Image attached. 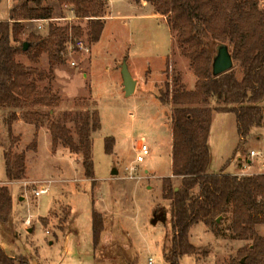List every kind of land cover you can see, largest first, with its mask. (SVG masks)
Segmentation results:
<instances>
[{
  "label": "rangeland",
  "instance_id": "obj_1",
  "mask_svg": "<svg viewBox=\"0 0 264 264\" xmlns=\"http://www.w3.org/2000/svg\"><path fill=\"white\" fill-rule=\"evenodd\" d=\"M114 1L113 14L120 10L132 16L125 20V24L119 19L108 21L104 35L95 47L88 37V18L73 17L71 10L57 7L51 22L69 28L79 25L83 35L68 41L67 49L61 55L63 61L53 67L51 79L38 80L40 89L52 84L53 90L62 98L57 105L40 107L45 113L51 112V115L41 120L45 127L46 119L61 116L64 111L85 106L94 110L97 107L102 126L93 135L95 187L92 188L91 182L84 177L82 164L78 165L73 155L69 157L65 147L53 150L48 128L38 132L37 150L26 151L25 177L9 182L3 152L10 145L6 120L12 116L14 109L0 111V184H6L14 196L12 223L9 230L0 223V240L8 242L17 233L11 252L26 255L31 264H57L64 255L61 233L67 230L71 216L70 204L76 208L74 218L83 235L82 247L78 248L85 249L88 246L91 250L92 231L88 209L96 199L99 202L97 206L94 204L95 208L105 219L96 254L100 264H128L135 256L136 264H149V257H153L154 264H166L163 250L165 247L167 250L170 245V226L162 221L151 223L154 206L168 204L162 197L161 180L172 172L171 105L162 101V95L166 92L167 83L173 84L174 72L182 75L188 89L195 86L197 77L191 67V60L183 54L173 32V36L170 33L166 15H161V18L147 16L145 14L150 13L149 8H130ZM14 2L2 0L0 19H7L9 8ZM260 8L264 11V0H261ZM23 22L25 28L20 37L24 41L31 32L40 35L48 32L49 23L39 29L34 21ZM79 37L87 41L89 52L71 48ZM164 55L169 56L159 70ZM16 59L45 72L50 70L47 53L41 54L38 62H31L22 54ZM124 61L132 71L136 65H146L152 61L147 71L150 73L152 69V78L146 84L143 82L130 95L125 94L121 83V64ZM234 68L241 77L240 60L234 59ZM24 110L17 108L15 111L18 119L13 124V134L20 138L14 147L15 152L25 150L34 138L35 125L24 121ZM212 120L209 137L211 166L217 169L221 167L222 159L231 157L240 137L232 114L216 113ZM69 126L76 136L73 124L69 123ZM106 137L115 138L111 154L105 151ZM142 139L147 142L151 152L143 162L134 163L137 145ZM252 149L264 151V126L253 129L240 155L246 159ZM255 164L258 166V163ZM132 165L137 167L133 173L130 170ZM257 170L252 168L250 171ZM114 171L118 173L112 174ZM174 183L179 184L180 179L175 177ZM41 186L48 191L36 196L34 190ZM222 221L226 229V218ZM194 226L193 242L199 245L197 247L207 249L208 254L183 256L181 264H228L231 257V254L227 255L228 250L232 245L235 247L236 243L229 239H217L211 232L204 233L203 223ZM25 227L31 230H25ZM260 233L264 235V224L260 226ZM57 234H60L58 239ZM50 241H54L53 244ZM224 258L226 261L222 262Z\"/></svg>",
  "mask_w": 264,
  "mask_h": 264
},
{
  "label": "trees",
  "instance_id": "obj_2",
  "mask_svg": "<svg viewBox=\"0 0 264 264\" xmlns=\"http://www.w3.org/2000/svg\"><path fill=\"white\" fill-rule=\"evenodd\" d=\"M49 1L15 0L8 18L0 19V111L14 109L6 120L10 145L3 152L9 182L25 177L26 151L37 150L38 132L43 126L41 120L51 115L50 111L45 113L40 107H52L62 100L52 84L40 89L38 80L51 79L53 67L63 61L61 55L67 49L68 41L83 35L79 25L69 28L49 22L46 35L31 32L25 41L22 40L23 21L53 18L54 8ZM56 1L78 18H88L90 41L100 40L108 0ZM144 1L152 3L159 14L167 16L168 25L183 54L191 60L197 77L194 88L188 89L182 75L174 72L173 84L168 82L162 95V101L171 105L172 175L161 180L162 197L168 204L154 206L151 223L162 221L170 226V245L163 250L165 262L181 264L186 255L199 257L203 253L207 256V249L197 247L190 240L192 227L204 223L216 237L244 243L229 248L228 264H264V235L259 231V226L264 224V172L239 175L225 172V168L211 172L209 145L213 103L235 105L222 108L232 110L236 115L240 139L234 158L244 149L253 129L264 126V11L260 8L261 0ZM25 42L27 48H24ZM218 42L227 43L232 48L233 59L241 61V77L234 67L213 76L211 66ZM43 53L49 57V72L16 59L22 54L31 62H38ZM17 108L25 109L24 121L35 125L32 142L21 152L14 151L20 141L13 134V124L18 119ZM46 120L53 150L62 144L71 153L81 155L84 176L90 180L92 188L95 187L93 134L102 126L97 107L94 110L89 106L67 110L61 116ZM69 123L73 124L76 136ZM114 146L115 138L106 137L105 151L113 153ZM175 177L180 179L179 184L174 183ZM12 213V193L6 184H0V223L7 230L12 223ZM223 218H226V229ZM104 228L103 214L95 208L93 201L95 255ZM225 261L224 258L222 262ZM136 262L137 256L128 264ZM0 264H31V261L23 254L10 256L0 245ZM96 264H100L98 258Z\"/></svg>",
  "mask_w": 264,
  "mask_h": 264
},
{
  "label": "crops",
  "instance_id": "obj_3",
  "mask_svg": "<svg viewBox=\"0 0 264 264\" xmlns=\"http://www.w3.org/2000/svg\"><path fill=\"white\" fill-rule=\"evenodd\" d=\"M117 1L119 2L118 4L124 3L127 7H130V8H133V7L136 8V7H139V6L140 7H143V8H149L150 9V13L145 14V15L152 16V17H157V18H161V14H159L155 10L154 6L152 4H150V2H147V1H144V0H142L140 2H138L136 0H117ZM115 2L116 1H114V0H108L107 4L105 6L106 15L103 17L104 18L105 25H104V29L102 31V35L100 37V40H101V38L104 35V32L106 30V26H107V22L108 21L119 19V20H123L124 21V24H125L126 23L125 20L128 19V18H130L132 16V15H128V14H125V13L123 14V13L120 12V10L117 13H114L113 14V9H114L113 6H114ZM48 4L51 5L54 8V12H56L57 7L60 6L59 3L56 0H50L48 2ZM8 16H9V12H8ZM1 20H3V19H1ZM169 30H170V33L172 34L171 28H169ZM172 36H173V34H172ZM100 40L98 42H100ZM98 42H95L93 46L95 47V44L98 43ZM168 56L164 55V56L161 57V59L162 60L164 59V60L160 64L159 70H161L162 67L165 65L166 59L168 58ZM118 58H121V56L118 57ZM151 62L152 61H148L146 63L147 66L145 64H142L140 66H137L136 65L135 68H134V71H132L130 69V67H128L129 70H130V72H131V74H132V76H133V78L137 82L134 92L138 90V87H140V85L143 82L146 84L148 82L149 78H152V73H151L152 69H150V73H147L148 66L151 68V64H152ZM116 63L119 64L120 63L119 60H117ZM118 64H117V67L116 68H118V66H119ZM121 83L123 84L122 79H121ZM122 86H123V91H124V85H122ZM213 105H212V107H213L212 118H213V114L215 115L216 113L221 114V115H224V114L225 115L226 114H232L234 116V125L237 128V122H236V115H235V113L232 110H225V109L223 110L222 109V108H225V107H233V106H235L234 103H231V102H216ZM212 122H213V120H212ZM28 124L31 125V123H28ZM40 129H45L46 130L47 127L42 126ZM40 129H39V131H40ZM171 138H172V130H171ZM63 147L64 146L62 144H59L57 150H61V149H63ZM236 147L234 148L231 157H229L228 159H222L223 162L220 163V164H222L221 167H219V168L216 169L213 166H211V164H210V171L211 172H219L221 169L225 168V172L235 173V174H239V175H242V174H254V173L264 172V166H263V163H264V155H260V156H252L251 155V151L252 150H254V151H261L264 154V151L263 150H261V149L260 150L259 149H252V150H250L249 157H247L246 158L247 161H245L244 157L242 155H240V153H238L235 158L233 157ZM66 149L69 151L68 148H66ZM67 150H65V151H67ZM68 151H67V154H69V157H71L73 155L74 157H76V159L78 161V165H80V163L82 164L81 155L74 154V153H71L70 151L69 152ZM71 159H73V158H71ZM239 160H242V163L241 164H239ZM255 163H258V166ZM234 168H237V170L234 171ZM252 168H255V169L258 168V170L257 171H250ZM116 173H118V171H114L112 174L115 175ZM83 174H84V170H83ZM171 175H172V172H171ZM87 180H89V179H87ZM111 197H113L112 194H111ZM22 199H23V197H22ZM98 200L99 199H96V201L94 203L96 206H97L96 203L99 202ZM13 203H14V196H13ZM70 206H71V216H70V218L68 220L67 230H66V232H62L61 233V236L63 237L62 238L63 239V243H64L63 246H62V250H63L64 255L61 256L60 261L57 262V264H96V259L97 258H96V255H95V249H94V243H93V236H92V249L91 250H89V247L88 246L85 249H79L78 248L79 246H81V239H82L83 235H82V231L78 227V225L76 223V220L74 218V214H75L76 208L73 207L71 204H70ZM102 210L103 211H106L104 209H102ZM109 210H110V207H109ZM88 213H89V220H91V223H89V227H90V224H91V231H92V207L88 209ZM41 217H44V216H41ZM114 223H116L115 222V217H114ZM199 224L200 223H198L196 225H199ZM203 225H204L203 226L204 233L211 232V231L208 230V228L206 227V225L204 223H203ZM260 226H259V231H260ZM194 227H192L191 232H190V240H191L192 243H194L193 242V239H192V230H193ZM26 229L31 230L30 227H25V230ZM113 230L114 231L116 230V226H114V229ZM212 234L214 235V233H212ZM14 235L15 236L12 237L11 239H9L8 242L1 241L0 240V245H2L4 247L5 251L10 256H16L17 255L16 253H12L11 252L12 244L15 242V239L17 238V233H15ZM58 235H60V234H57V237H56L57 239H58ZM104 237H105V235H104ZM215 238L222 239V238H218L216 236H215ZM222 240L228 241V239H222ZM53 242L54 241H50V244H53ZM233 242L236 243L235 247H240V246H242L244 244L243 242H240V241H237L238 243L236 241H233ZM194 245L199 246V245H197L195 243H194ZM203 245H205V244H200V246H203Z\"/></svg>",
  "mask_w": 264,
  "mask_h": 264
},
{
  "label": "water",
  "instance_id": "obj_4",
  "mask_svg": "<svg viewBox=\"0 0 264 264\" xmlns=\"http://www.w3.org/2000/svg\"><path fill=\"white\" fill-rule=\"evenodd\" d=\"M28 47V43L24 44V48ZM234 67V59L230 46L225 42H218L215 46V51L212 60V74L219 76ZM121 73L123 77L124 91L126 95L134 92L136 80L133 78L126 61L121 64ZM177 189V188H176ZM22 199V197L20 198ZM220 220V218H218Z\"/></svg>",
  "mask_w": 264,
  "mask_h": 264
},
{
  "label": "built area",
  "instance_id": "obj_5",
  "mask_svg": "<svg viewBox=\"0 0 264 264\" xmlns=\"http://www.w3.org/2000/svg\"><path fill=\"white\" fill-rule=\"evenodd\" d=\"M73 17L78 18L75 15ZM52 19L53 18H49V19H34V20H31V21L36 22L37 27L39 29H42L46 24H48L49 22H51ZM74 43L75 44H73L71 46L72 49L75 48V47H77V48H79L81 50H84L86 52H89L90 51V48H89L90 46L88 45L87 41L84 38H81V37L76 38L75 41H74ZM150 152H151L150 151V147L148 146L147 142L145 140H143V139L140 140L138 142V145H137V153H136V157H135L134 163L135 162L136 163L143 162L145 160V157L150 155ZM251 155L252 156H260V155H264V154L261 151H254V150H252L251 151ZM263 166H264V163H263ZM136 169H137V167L134 166V165H132L131 168H130L131 173L135 172ZM47 191H48V189L46 187L41 186V188L35 189L34 190V193H35L36 196H40L41 194H43V193H45ZM27 222H30V220H28ZM148 262H149V264H154L153 257H149Z\"/></svg>",
  "mask_w": 264,
  "mask_h": 264
}]
</instances>
